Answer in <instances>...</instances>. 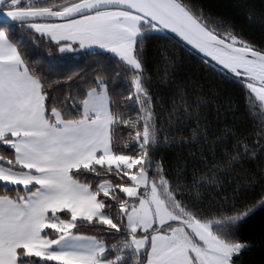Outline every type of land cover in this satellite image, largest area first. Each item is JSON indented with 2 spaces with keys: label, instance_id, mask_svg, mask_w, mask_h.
<instances>
[{
  "label": "snow or ice",
  "instance_id": "6c2138e0",
  "mask_svg": "<svg viewBox=\"0 0 264 264\" xmlns=\"http://www.w3.org/2000/svg\"><path fill=\"white\" fill-rule=\"evenodd\" d=\"M233 7L264 30V0ZM0 18V264L264 253V216L254 239L241 235L264 213V39L197 0H0ZM176 36L211 57L206 73L186 65ZM33 44L46 52L30 61ZM78 49L87 70L40 71Z\"/></svg>",
  "mask_w": 264,
  "mask_h": 264
},
{
  "label": "trees",
  "instance_id": "16d2710c",
  "mask_svg": "<svg viewBox=\"0 0 264 264\" xmlns=\"http://www.w3.org/2000/svg\"><path fill=\"white\" fill-rule=\"evenodd\" d=\"M198 3L202 4L209 10H211L215 14H219L222 16L227 17L230 20H233L237 30L242 31L245 37L253 41L259 46V42L264 39V30L261 29L259 22H251L248 19L247 9H235L233 5L238 2V0H197ZM247 5L250 7H255L259 10L261 0H245ZM21 32L19 28L16 29V36L19 38ZM176 39V38H175ZM177 40V39H176ZM178 41V40H177ZM180 42V41H179ZM160 43H169L167 41H161ZM176 51L183 57L186 62V65H191L197 68L203 67L204 72L206 73L208 69L211 67L213 63L209 62L208 60L204 59L201 60V56L187 48L181 42L178 46H176ZM46 52V49H42L41 47L33 44L28 49V58L30 61H35L38 56L42 53ZM155 53V48L149 50L148 55L151 57ZM111 57L112 54L108 53ZM88 64V56L85 53V50H77L75 52H69L65 56L56 58L51 60L50 62H45L39 65L40 71L43 75L47 76L49 79L52 80H60L63 78L65 74L71 73L73 71H78L80 69L87 70ZM110 69L117 68L115 59H111L108 64ZM150 74H155V69H151ZM218 79V78H217ZM114 87L117 91H123L124 88L127 87L126 81L118 80ZM153 90L157 91L158 94H164V85L162 82L157 81L156 84L153 85ZM126 126H121L124 128ZM117 135L126 138L127 132L117 130ZM161 155L165 156L166 162L165 167L168 166L167 161H171L173 156L175 155L174 152H165ZM160 157L158 156L157 159ZM0 194H4V188L0 185ZM264 216V213L257 212V214L249 219L246 223L241 226V235L248 239H254L258 232V224L261 217ZM81 232L85 235H93L95 234L90 227L85 224L81 225ZM115 243V240L112 241ZM245 259L250 262V264H261L262 259H264V253L261 252L259 246L250 252Z\"/></svg>",
  "mask_w": 264,
  "mask_h": 264
},
{
  "label": "water",
  "instance_id": "95a60500",
  "mask_svg": "<svg viewBox=\"0 0 264 264\" xmlns=\"http://www.w3.org/2000/svg\"><path fill=\"white\" fill-rule=\"evenodd\" d=\"M3 19V18H0ZM169 35H175L172 33H169ZM178 41H180L183 45H185L187 48H189L190 50H192L193 52H195L196 54H198L199 56L203 57L204 59L208 60L211 63H215L214 61H211V57H207L204 53H200L197 49L194 48V46L192 45H188L186 41H183L180 37L176 36L175 37Z\"/></svg>",
  "mask_w": 264,
  "mask_h": 264
},
{
  "label": "rangeland",
  "instance_id": "374dc122",
  "mask_svg": "<svg viewBox=\"0 0 264 264\" xmlns=\"http://www.w3.org/2000/svg\"><path fill=\"white\" fill-rule=\"evenodd\" d=\"M78 50H82V49H78Z\"/></svg>",
  "mask_w": 264,
  "mask_h": 264
}]
</instances>
